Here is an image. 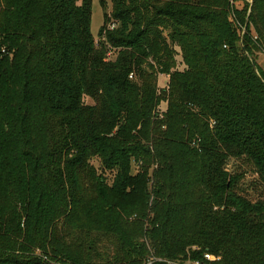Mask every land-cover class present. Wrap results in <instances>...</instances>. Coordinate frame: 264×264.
Masks as SVG:
<instances>
[{"label": "trees", "instance_id": "obj_1", "mask_svg": "<svg viewBox=\"0 0 264 264\" xmlns=\"http://www.w3.org/2000/svg\"><path fill=\"white\" fill-rule=\"evenodd\" d=\"M108 1L0 0V264H264V0Z\"/></svg>", "mask_w": 264, "mask_h": 264}, {"label": "rangeland", "instance_id": "obj_2", "mask_svg": "<svg viewBox=\"0 0 264 264\" xmlns=\"http://www.w3.org/2000/svg\"><path fill=\"white\" fill-rule=\"evenodd\" d=\"M108 0H94L93 2V16H92V33L95 36L96 42H99V38H98V34L104 24V15L107 14L108 16L111 15L112 12V5ZM248 3L251 5L253 3V0H247ZM105 3L104 8H102V3ZM111 24L108 23V26H110ZM115 51H112L109 54V58L113 59L114 58V54ZM257 63L258 66L262 69V71L264 72V53H259L257 56ZM178 60V69L180 71H183L185 69V66L182 63V59L180 56L177 57ZM169 83V77L166 75H160L159 76V81H158V87L160 89H164L167 87ZM88 104H93L92 100H87ZM167 111V104L166 103H162L161 107H160V112L162 114H164ZM95 165L97 167L100 166L99 161L95 162ZM136 167V166H134ZM137 168V167H136ZM135 168L134 173L137 172V169ZM246 181V186H244L243 184V188L245 189V191L248 192V195L251 199H257L259 193L256 191V189H250V181L248 179L245 178V180L243 181V183H245ZM262 192V191H261ZM212 259V258H211Z\"/></svg>", "mask_w": 264, "mask_h": 264}, {"label": "built area", "instance_id": "obj_3", "mask_svg": "<svg viewBox=\"0 0 264 264\" xmlns=\"http://www.w3.org/2000/svg\"><path fill=\"white\" fill-rule=\"evenodd\" d=\"M109 28H110L111 30H114V29L117 28V25H116L115 23H112V24L109 26ZM130 78L133 79V76H131ZM206 258H207L208 260H212L211 257H209V256H207Z\"/></svg>", "mask_w": 264, "mask_h": 264}]
</instances>
